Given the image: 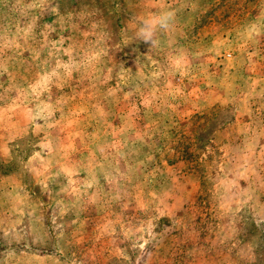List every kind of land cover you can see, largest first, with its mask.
Masks as SVG:
<instances>
[{
  "label": "rangeland",
  "instance_id": "1",
  "mask_svg": "<svg viewBox=\"0 0 264 264\" xmlns=\"http://www.w3.org/2000/svg\"><path fill=\"white\" fill-rule=\"evenodd\" d=\"M0 264H264V0H0Z\"/></svg>",
  "mask_w": 264,
  "mask_h": 264
},
{
  "label": "clouds",
  "instance_id": "2",
  "mask_svg": "<svg viewBox=\"0 0 264 264\" xmlns=\"http://www.w3.org/2000/svg\"><path fill=\"white\" fill-rule=\"evenodd\" d=\"M173 12L165 11L159 15L145 16L136 28V39L149 43L151 50L160 47V37L174 30Z\"/></svg>",
  "mask_w": 264,
  "mask_h": 264
}]
</instances>
